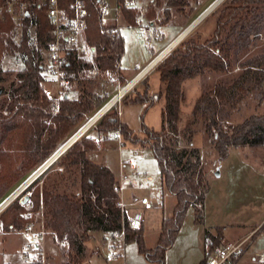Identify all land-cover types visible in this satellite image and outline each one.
<instances>
[{"label":"trees","instance_id":"16d2710c","mask_svg":"<svg viewBox=\"0 0 264 264\" xmlns=\"http://www.w3.org/2000/svg\"><path fill=\"white\" fill-rule=\"evenodd\" d=\"M11 1L26 6L18 20L6 9ZM85 1L89 7L86 40L95 46L96 53L92 62L71 53L68 70L77 76L72 80L69 96L57 109L43 90L45 52L52 39L45 0H0V7L4 6L0 10L1 192H7L48 161L105 105L108 99L105 86L110 84L107 76L114 74L122 84L129 81L120 67L126 51L125 39L122 34L112 32V26L102 23L98 0ZM197 5L200 0H152L145 17L155 23L163 10L165 17L160 22L168 23L174 9L190 8L192 12ZM141 12L138 8H125L126 22L135 26ZM212 16L216 23L210 37L203 40L201 36L186 35L156 68L164 87L160 96L165 97L166 104L161 117L167 129L158 132L143 122L145 138H140L129 124L120 120L118 110L103 115L93 129L100 136L121 129L125 141L154 153L161 169V184L177 200L172 216L163 220L157 244L146 247L144 226L138 230L129 228L122 206V185L106 164L90 159L89 153L96 151L98 142L88 134L80 136L42 176L32 181L24 191L28 197L26 203L17 197L1 212L0 221L6 231L11 228L23 231L41 213L45 229L64 253V264H86V243L93 233L110 234L125 228L126 243L136 240L150 260L165 264L167 249L180 234L189 208L194 209L195 223L205 221L206 196L211 183L203 167L201 147L194 142L193 124L203 121L221 163L228 159L233 148H264V111L228 125L242 100L251 97L261 102L264 98V47L250 54L264 35V0H224ZM12 54L23 61L15 78L13 71L4 68L5 58ZM96 69L98 75L88 72ZM236 69L239 73L232 79L225 78L213 86L208 84L210 73L231 74ZM194 77H201L203 91L195 101L193 119L186 125L189 144L176 147L171 141L172 133L179 131L184 83ZM132 90L122 103L146 105L145 112L154 106L149 79ZM77 91H81L78 96ZM206 232V242L211 241L210 245L224 238L223 233ZM19 264H42V259ZM199 264L207 263L203 259Z\"/></svg>","mask_w":264,"mask_h":264},{"label":"rangeland","instance_id":"374dc122","mask_svg":"<svg viewBox=\"0 0 264 264\" xmlns=\"http://www.w3.org/2000/svg\"><path fill=\"white\" fill-rule=\"evenodd\" d=\"M151 1L140 0V8H138L142 10L144 25L150 29L147 38L141 35L140 29L123 23L124 28L121 34L126 41V51L120 67L126 79L139 72L162 48L174 39V36L180 32L184 25H188V28L175 41L181 38L194 20L203 14L214 0H200V5H197L192 12L189 11L190 8L185 11L174 9L168 23L160 22L165 17L163 10L159 11L157 20L154 21L155 23L145 17ZM20 3L15 4L18 19L21 16L20 14L26 10V6ZM215 23V17L212 16L211 12L199 25L190 31L188 36L195 35L204 38L203 33L214 27ZM19 32L18 39L21 37V30ZM262 47H264V35L260 40L256 41L255 47L251 49L250 54H255ZM159 63L154 67L149 77L144 78V80L149 79L151 92L154 96H159L164 90L160 72L156 70ZM22 67L23 61L18 55L12 54L5 58L4 68L14 72L13 78L16 76L15 72ZM237 73H239V69L232 71L231 74L210 73L208 75V84L213 86L225 78L232 79ZM141 83L136 84L134 87H140ZM105 88V94L108 97L107 103L117 92L113 83L106 85ZM202 91L201 77H194L184 83L185 99L181 109L179 131L172 133V145L184 147L189 144L186 125L193 119L195 101ZM79 94H81V91L75 93L76 96ZM165 104V97L162 96L160 100H155V105L147 112H145L146 105L131 103H121L120 108L116 107L113 110L120 111V119L129 124L140 138H145L142 131L143 122L158 132L165 128L167 129L161 117ZM100 109L96 110L95 113ZM263 111L264 98L261 102L251 97L244 99L233 111L232 120L228 122V125H234L236 122L242 121L251 113ZM95 113L71 137L88 123ZM193 128L196 130L193 133L194 142L201 147L203 167L209 174L211 183V190L206 196L205 221L203 224L195 223L194 209L192 207L189 208L180 229V234L167 249L165 264H199L205 257L206 245H210L211 242H206V230L215 235L223 233L224 238L220 242H214V245L229 241H239L244 236L249 235L246 250L236 261V264H260L253 259V256L264 251V226L255 229L264 217V148L247 146L240 149L233 148L228 159L221 163L217 150L214 149L211 143V138L205 133L203 121L199 120L193 124ZM93 129H90L87 134L94 138L102 137L101 144L97 145L95 152L93 151V159L99 163L106 164L116 173L120 185H122L121 197L125 206L128 209L139 208L137 200L146 197L154 204L152 210L144 213L146 220L144 226L145 245L147 248L154 247L161 235L164 218L172 216L174 207L177 204L176 197L166 188H161L159 184L161 169L154 153L149 148H144L129 140L125 141L123 139L121 143L113 134L110 138L105 135L100 136ZM132 160H136L138 163L135 169L130 166V161ZM34 172L32 171L31 174L10 187L7 192L0 191V204L18 190ZM24 197V192L18 196L20 201L24 200ZM40 216L41 213L34 221V226L38 230L42 229ZM11 229L6 231L2 227V221H0V264H19L24 259L20 249L28 243L29 237L24 235V230L15 231L13 228ZM253 229L255 230L253 231ZM47 235L44 240L39 237V240L44 243L46 264H64L65 256L63 251L53 235ZM93 235V238L86 243V254L84 256L86 264H158L150 260L139 249V244L136 240L126 243L122 238H119L118 244H120V248H117L115 257L107 259L108 247L112 242L111 235L101 231L95 232ZM2 236H9V238L6 240ZM36 258L43 259L41 250H37Z\"/></svg>","mask_w":264,"mask_h":264},{"label":"built area","instance_id":"2783aa9c","mask_svg":"<svg viewBox=\"0 0 264 264\" xmlns=\"http://www.w3.org/2000/svg\"><path fill=\"white\" fill-rule=\"evenodd\" d=\"M140 0H100L98 1V7L101 12V21L106 26H112V32L120 33L124 28L123 23H126V16L124 9H135L140 8ZM16 1L8 3L6 9L14 15L18 20V14L15 9ZM46 14L48 16L50 25H52V39L49 42L48 48L45 52V63L43 66V90L44 95L47 99L54 103L59 109L60 103L69 96L71 89L72 80L76 78L77 73L70 72L68 66L70 65V55L76 54L81 59L87 62L94 60V54L96 53L95 46H91L86 40L87 31V19L89 16V7L85 0H45ZM4 6L0 7V10ZM142 12L136 18V27L141 30V35L147 38L150 31L148 27L144 25L142 21ZM151 65V64H150ZM157 65V64H156ZM155 66V65H154ZM153 66V67H154ZM152 68V67H151ZM91 75H98V70L88 71ZM140 75V74H139ZM138 75V76H139ZM143 78H139L136 82L129 80L126 84H122L119 77L114 74L107 76L106 81L110 84L113 83L116 88V94L106 103V105L95 113L92 118H95V122L80 135L86 134L90 129L94 128L98 120L108 112H111L114 108H120L123 98L134 88V86ZM128 88V89H127ZM127 91L114 100L122 90ZM114 100V101H113ZM103 111V112H102ZM102 112V113H100ZM119 141L123 142L124 136L122 135L121 129L114 130L107 133L105 136L110 138L111 135ZM80 139V137H79ZM102 137H96V142H101ZM130 165L135 167L137 165L136 160L130 161ZM23 193V192H22ZM145 211L153 207L152 201L147 197L137 200ZM123 211L128 221L129 228L138 230L144 225L145 217L143 211L136 210L133 208H127L122 202ZM41 220H42V216ZM34 222L30 223L24 229V235L29 237L28 243L23 245L20 252L24 255L23 262L29 263L36 258L37 250L43 252L42 264H46V251L44 243L39 240V237L43 240L48 236V232L44 227V220H42V229L38 230L34 226ZM264 226V220L260 224V227ZM112 242L108 247L109 252L106 258L112 259L116 255L117 248H120L119 238H122L126 242V229L116 230L110 233ZM249 239V235L244 236L239 241H229L218 245H207L205 250V261L207 264H236L237 260L242 256L246 250V243ZM253 259L257 262L264 263V251L256 253Z\"/></svg>","mask_w":264,"mask_h":264},{"label":"water","instance_id":"95a60500","mask_svg":"<svg viewBox=\"0 0 264 264\" xmlns=\"http://www.w3.org/2000/svg\"><path fill=\"white\" fill-rule=\"evenodd\" d=\"M98 1H100V0H98ZM222 1H224V0H216V1H214L213 3H212V5L208 8V9H206V11L201 15V16H199L196 20H194V22L190 25V27H189V29H188V31L186 32V33H184L182 36H181V38L180 39H178L175 43H174V45H172V47H170V49L168 50V52H170L174 47H175V45H177L180 41H182L184 38H185V36L186 35H188L189 33H190V31L192 30V29H194L197 25H199L202 21H203V19H205L206 18V16L208 15V14H210L211 12H213L217 7H219L220 5H221V3H222ZM28 13V10H27V12H26V14ZM167 52V53H168ZM166 55H164L163 57H165ZM162 57V58H163ZM161 60V59H160ZM159 63V62H158ZM158 63H156V64H158ZM86 130V129H85ZM84 131H82V132H79L78 134H76L75 136H73L72 137V140H70L69 142L67 141V143L66 144H64V146H62L59 150H57L54 154H53V156L52 157H50L49 159H48V161H46L43 165H41L38 169H36L35 170V172L32 174V176L29 178V179H27L26 181H25V186L23 187V189L21 190V191H19V192H17V190H16V195L11 199V200H9L6 204H5V206H3L2 208H0V212L1 211H3L6 207H8L9 206V204L10 203H12L22 192H24L26 189H27V187L32 183V181H34L37 177H39L42 173H44L45 172V170L54 162V161H56L63 153H64V151L68 148V147H70L73 143H75L78 139H79V137H80V135L83 133ZM14 193V194H15ZM13 194V195H14ZM12 195V196H13ZM6 200H8V199H6ZM6 200H4L0 205H2L3 203H5L6 202ZM28 201V197L27 196H25L24 197V203H26Z\"/></svg>","mask_w":264,"mask_h":264},{"label":"crops","instance_id":"0c3cea01","mask_svg":"<svg viewBox=\"0 0 264 264\" xmlns=\"http://www.w3.org/2000/svg\"><path fill=\"white\" fill-rule=\"evenodd\" d=\"M214 1H216V0H214ZM213 1V2H214ZM212 2V3H213ZM212 3L210 4V6L212 5ZM209 6V7H210ZM209 7H207V9L209 8ZM202 15V14H201ZM200 15V16H201ZM199 17V16H198ZM197 17V18H198ZM196 18V19H197ZM195 19V20H196ZM189 24V23H188ZM188 28V25H184L183 27H182V29L180 30V32H178L175 36H174V39L173 40H171L164 48H162L154 57H153V59H151L139 72H137L136 74H134L131 78H129L128 80H132V79H134L135 77H137L139 74H141V73H143V70H145L150 64H152L153 63V61L154 60H156V58L159 56V53H161L164 49H166L169 45H171L177 38H178V36L179 35H181L183 32H184V30H186ZM214 28H215V26L214 27H212L209 31H207V32H205V33H203V39L205 40V39H207L208 37H210V35L213 33V31H214ZM167 55H168V53H167ZM166 55V56H167ZM164 58V57H163ZM162 58V59H163ZM161 59V60H162ZM156 66V65H155ZM154 66V67H155ZM154 67H152V69L150 68L149 70H147V72L143 75V78L137 83V84H139V83H141L143 80H144V78L145 77H149V75H150V73L153 71V69H154ZM123 74H124V72H123ZM125 76V75H124ZM153 95V94H152ZM153 97L155 98V100H160L161 99V97L162 96H158V95H153ZM155 103V102H154ZM122 104H124V103H122ZM155 105V104H154ZM153 107V106H152ZM119 114H120V111H119ZM120 116V115H119ZM121 120V119H120ZM123 122V121H122ZM125 123V122H124ZM127 124V123H126ZM102 142V141H101ZM101 142H99L98 144H101ZM100 146V145H99ZM101 147V146H100ZM95 152V151H94ZM94 152H90L89 153V157H90V159L92 160V161H94V159H93V153ZM97 161V160H96ZM96 161H94L95 163H96ZM98 162V161H97ZM99 163V162H98ZM138 164V163H137ZM131 166V165H130ZM137 166V165H136ZM136 166L135 167H133V166H131L132 168H136ZM160 183V185H161V188H163V186H162V184H161V178H160V181H159ZM124 203V202H123ZM138 206H139V208H133V209H136V210H140V211H143V214L145 213V212H147V211H149V210H152L153 209V207H154V204H153V207L151 208V209H148L147 211H145L139 204H137ZM263 220H264V217H263V219L261 220V222H260V224L263 222ZM145 222H146V220L144 221V225L143 226H145ZM260 224L258 225V226H256L255 227V229H257L259 226H260ZM255 229H253V231L255 230ZM252 231V232H253ZM251 232V233H252ZM10 233H12V232H10ZM9 233V234H10ZM8 234V235H9ZM3 238H6V240H8V238H9V236H2Z\"/></svg>","mask_w":264,"mask_h":264},{"label":"bare ground","instance_id":"6f19581e","mask_svg":"<svg viewBox=\"0 0 264 264\" xmlns=\"http://www.w3.org/2000/svg\"><path fill=\"white\" fill-rule=\"evenodd\" d=\"M188 31V30H187ZM186 31V32H187ZM185 32V33H186ZM180 39V38H179ZM176 42V41H175ZM175 42H173L170 46H168V48L166 49V50H164V51H162L161 53H159V56L160 57H157L156 58V60H154L153 61V63L151 64V65H149L148 67H147V69H145V70H143V73H141L139 76H137L136 77V79L134 80V82H136L139 78H141L146 72H147V70H149L151 67H153L154 65H156V63H158L159 61H161L160 59H162V57L164 56V55H167V52H168V50L170 49V47H172V45H174V43ZM169 53V52H168ZM152 69V68H151ZM128 89V88H127ZM127 89L126 90H122V92L120 93V94H118L117 95V97H115V99L114 100H117L119 97H121L126 91H127ZM113 100V101H114ZM103 112V111H102ZM102 112H100V113H102ZM95 119H96V117L95 118H92L90 121H89V124H87L83 129H81L79 132H82V131H84L85 129H87V128H89L94 122H95ZM78 132V133H79ZM78 133H76V134H78ZM75 134V135H76ZM87 134V133H86ZM75 135H73V136H75ZM71 140H72V138H71ZM70 141V140H69ZM68 141V142H69ZM64 146V145H63ZM42 176V175H41ZM25 186V183L23 184V185H21L19 188H18V190H17V192H19V191H21L22 189H23V187ZM16 192V191H15ZM14 192V193H15ZM16 192V193H17ZM14 193H12V195L14 194ZM16 193L12 196V195H10V197L8 198V200H6V202L5 203H3L2 205H0V208H2L3 206H5V204L9 201V200H11L15 195H16Z\"/></svg>","mask_w":264,"mask_h":264}]
</instances>
